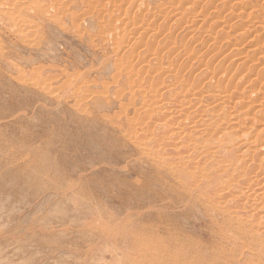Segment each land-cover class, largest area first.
<instances>
[{
	"label": "rangeland",
	"instance_id": "obj_1",
	"mask_svg": "<svg viewBox=\"0 0 264 264\" xmlns=\"http://www.w3.org/2000/svg\"><path fill=\"white\" fill-rule=\"evenodd\" d=\"M10 1L6 8L18 2ZM113 1L19 0L16 15L0 14V264L214 257L192 256L197 248L210 255L235 249L238 263L242 240L223 241L215 230L222 217L190 208L182 178L158 162L163 149L147 132L146 111L152 89L172 109L177 103L165 89L193 88L192 118L219 131L197 133L191 145L200 149H227L240 129L264 122V0ZM218 94L230 105L215 101ZM220 131L232 136L219 139ZM157 244L184 255L153 261Z\"/></svg>",
	"mask_w": 264,
	"mask_h": 264
},
{
	"label": "bare ground",
	"instance_id": "obj_2",
	"mask_svg": "<svg viewBox=\"0 0 264 264\" xmlns=\"http://www.w3.org/2000/svg\"><path fill=\"white\" fill-rule=\"evenodd\" d=\"M7 1L4 2V0H0V14H5V15L6 14H9V15L15 14L16 15V13H17L16 11L19 10L17 7L23 8L21 6V4L19 3V0H17L18 1L17 3H15L16 1L14 0L15 4H13L11 2L13 0H11V1L9 0L12 3L10 5H12V6L14 5V8H12V6H11L12 9L6 8L4 3H7ZM111 1H113V0H110V5L112 3ZM36 6H37V4H36ZM38 7H40V5H38ZM28 8H30V4H29ZM33 9H34V7H33ZM43 9L44 8L41 7L40 10H38V11H40L39 13H43L46 15V11L48 9L47 10L46 9L43 10ZM35 10H36V7H35ZM191 14H193V13H191ZM18 15L20 16V14H18ZM50 15H52V14H50ZM185 15H187V14H185ZM182 17H183V15H182ZM10 18L15 20V18H12V17H10ZM16 19H18V18H16ZM20 21H19V23L22 26V23ZM24 21H22V22L25 23V25H26L27 22L26 21L24 22ZM17 24H18V22H17ZM187 24H189V23H187ZM25 25H23L22 28L27 29L28 25L26 28L24 27ZM217 25H214V26H217ZM28 28L30 30V26ZM16 31H18V29ZM31 36H32V34H31ZM17 79H18V77H17ZM159 83H160V81H159ZM161 84H160V86L162 88ZM138 86L142 89L141 85H138ZM190 86H191V84H190ZM166 87H167V85H166ZM166 87H164V88H166ZM185 88L186 89L181 91V92H176V90H174L175 88L170 89V87H169V89L168 88L165 89V93L166 94L169 93L171 95L170 97H172L173 101L177 103V104H174L175 106L172 109H170V107H173V106H167L168 105V104H166L167 99L162 97L159 93V89H156V88H155L156 89L155 91L152 89V91L154 92V93H152V96L150 98L152 103L150 104L147 102V104H150V106L147 108V111H146V114L148 115V118L150 120V124L148 123V125H147V127L149 126V129H147V132L151 133L149 136H153L156 143H159V145H162V149H163V153H160V155L163 154L164 156L162 157V160L159 159V161L158 160L157 161L158 162L162 161V164L164 163L168 167L171 166L174 174H178L182 178L184 188H186L185 192H187L186 194L189 195L187 197V204L190 208H195V206L200 205L201 207H203L204 212L208 213V215L215 213L218 216L222 217V221L217 220L216 223L214 222L216 219L212 218V219H214L213 222L215 224L218 223L216 225L217 229H215V230H218V232L217 231H215V232L218 233V236H220V238L223 239V241H226V242L231 243L233 245H236L239 242V240H242V248H241L242 254L241 255H243V256H241L238 259L239 262L236 263V261H235V259H236L235 249H234V251H232V252L229 251L230 253L229 252L227 253L226 249L222 248V249H219L217 252H214L213 254L210 255V254H206V253H201V251H202L201 248H197L196 253L192 256H200V257L201 256L202 257L214 256V257L212 258V260L210 262H208L207 259H204L205 257L203 259L201 258L202 262H198L200 260L196 261L198 258L195 257V261L194 260H192V261L188 260V262L183 261L180 264H199V263L200 264H260L261 262L264 263V147H263L264 145L259 146L258 143L261 141L257 142L258 137L260 138L261 134L264 132V122L261 120L258 121L257 119L255 120L257 122H252L251 126H253L255 130H251L249 128L250 131H247V130H245V128H243L244 130L240 129L241 130L240 131L237 128L239 130V135H237V133H236L237 137L236 138L234 137V139L232 140V143L230 142L231 143L230 147L227 149L214 148L212 150L209 147L210 145L209 146L204 145L205 147L200 149L198 147L199 144L196 145L194 143L192 146L191 145L192 141L193 140L195 141V139L197 137L196 135L200 131H204L205 133H208V135H210L212 137L214 136V134L218 133L219 131L214 132V130L210 128L211 126H209V124L206 123L207 121H205L206 124H203L204 121H201V120L195 121L192 118L191 111L193 110V108L196 105L195 103H193L192 95L195 96L196 93L193 92V88L191 89V88H189V86L185 87ZM162 92L163 91H161V93ZM199 92H202V91H199ZM52 94H50V95H52ZM197 95H199V94H197ZM190 96H191V99L189 98ZM226 96L221 99L220 97H222V96L219 95V97L215 98L216 99L215 101H219L221 99L224 101L225 105L228 106L230 104H228V103L226 104L227 98H228V96H227V98H226ZM232 97H233V95H232ZM234 98H232V100ZM83 99H85V98H83ZM232 100L230 99V101H232ZM223 101H220V103H219L220 105H222V107L224 105ZM196 102L198 103L197 100H196ZM221 102L223 104H221ZM227 106L226 107L224 106V107L227 108ZM239 107H241V106H239ZM202 108H204V107H201L199 109V111L201 113L202 112L205 113L206 109L205 108L202 109ZM230 109H232V108H230ZM225 110H227V109H225ZM237 110H238V108H237ZM80 111H82V110H80ZM238 111H236V113ZM152 113L157 114L156 115L157 118L155 117L156 119L152 116ZM226 113H227V111H226ZM229 113L230 112H228L227 114H229ZM202 115H204V114H202ZM241 116H243V115H241ZM104 117H106V116H104ZM228 117H229V115H228ZM234 119H235L234 116H230L229 122L233 121ZM252 119H253V117H252ZM130 122H131V120H130ZM234 122L236 123V121H234ZM231 124H233V123H231ZM131 126L136 127L137 125L133 126V124L131 123ZM131 126H129V128ZM137 127H139V126H137ZM140 128H141V126H140ZM239 128H241V127H239ZM130 130L132 131L135 129L133 128ZM157 130H159V131L157 132ZM227 131H220L219 134H221V135H220L219 139L221 137L227 138L228 136H230L231 135L230 132H227ZM254 131L255 132L257 131L256 139L254 137H252V132H254ZM133 133L135 135L134 138L138 141V139H140V138L138 137V139H137L136 135H139V134H137V132H136V134H135V132H133ZM224 134H227L228 136L223 137ZM216 135H215V137L218 136V135L217 136ZM233 135H235V134H233ZM131 137L132 136H130V138ZM215 137H213V138H215ZM141 138L145 141V139H147L149 137H148V135L144 134V136ZM135 139H133V140H135ZM200 139H201V137H200ZM147 140H151V138H149ZM146 142H148V141H146ZM262 142H264V141H262ZM137 143H140V142L138 141ZM145 144L147 146V143H145ZM136 146H137V144H136ZM200 147H202V146L200 145ZM159 148H157L155 150H157V152H158ZM152 157H153V155H152ZM156 157L157 156L155 154V159H156ZM152 159H154V158H152ZM212 165H215V167L210 169L211 173L208 172L209 173L208 174L206 172L205 173L202 172L203 169H208V167H210ZM249 171H250V174L247 177L242 175V172H243V174H246V172H249ZM208 176H209V178L212 176L210 180L208 179ZM238 176H241V177L238 178ZM172 177H174V176H172ZM224 177H227L228 181H226L225 184L223 183L224 184L223 185V184H221L222 183L221 180H223ZM191 186H192V188H191ZM195 193H197V195H195ZM202 212H203V210H202ZM177 242H179V240L174 239V241H173L174 245H176ZM194 244L196 245V242H192V245H194ZM239 245H241V244H239ZM181 246L184 247V245H181ZM143 248H145V247H143ZM143 248H142V251H143ZM152 248H153V246H152ZM175 248H176V250L178 249L176 251V253L173 252V250H170L168 248V246H166V245L164 246L162 244H157V246L154 249L156 251L153 253L155 256H152V258H153L152 260L156 261L155 259H158V256H166V255H171V254L173 256L184 255V252L181 249H179L178 246H176ZM191 248L190 249L187 248L189 250H188V252H185V253L190 255V251L191 252L195 251ZM205 249L206 248H204V250ZM244 249L248 252H251V257H248L247 255H246V257L244 256V252H245ZM173 253H175V255ZM224 255H226L228 257H226ZM229 255H232V256H229ZM187 257H189V256H187ZM220 258H223L226 260L223 261V259L220 260ZM186 259H188V258H186ZM192 259H194V258L192 257ZM161 260H165V259L162 258Z\"/></svg>",
	"mask_w": 264,
	"mask_h": 264
}]
</instances>
